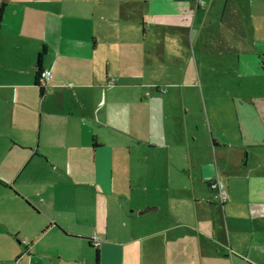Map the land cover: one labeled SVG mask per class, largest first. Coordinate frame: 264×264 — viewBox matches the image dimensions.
I'll return each instance as SVG.
<instances>
[{"label": "crops", "instance_id": "1", "mask_svg": "<svg viewBox=\"0 0 264 264\" xmlns=\"http://www.w3.org/2000/svg\"><path fill=\"white\" fill-rule=\"evenodd\" d=\"M0 264H264V0H0Z\"/></svg>", "mask_w": 264, "mask_h": 264}, {"label": "built area", "instance_id": "2", "mask_svg": "<svg viewBox=\"0 0 264 264\" xmlns=\"http://www.w3.org/2000/svg\"><path fill=\"white\" fill-rule=\"evenodd\" d=\"M52 79L53 75L50 70L39 71L37 82L44 93L48 92ZM209 188L211 191V201L224 207L229 200V193L226 185L221 180L217 179L209 183ZM91 243L94 248H99L102 245V241L98 238L92 240Z\"/></svg>", "mask_w": 264, "mask_h": 264}, {"label": "rangeland", "instance_id": "3", "mask_svg": "<svg viewBox=\"0 0 264 264\" xmlns=\"http://www.w3.org/2000/svg\"><path fill=\"white\" fill-rule=\"evenodd\" d=\"M252 90L251 89H249V93L251 92ZM253 91H254V94H255V89H253ZM215 180H217V179H215ZM217 207H219V208H222V206L221 205H216ZM94 239H96V237L94 238ZM93 239V240H94ZM98 239H100V238H98ZM101 240V239H100ZM92 242V241H91ZM101 247V246H100ZM99 247V248H100ZM96 249H98V248H96Z\"/></svg>", "mask_w": 264, "mask_h": 264}, {"label": "trees", "instance_id": "4", "mask_svg": "<svg viewBox=\"0 0 264 264\" xmlns=\"http://www.w3.org/2000/svg\"><path fill=\"white\" fill-rule=\"evenodd\" d=\"M40 71V70H39ZM38 74H39V72H38Z\"/></svg>", "mask_w": 264, "mask_h": 264}]
</instances>
